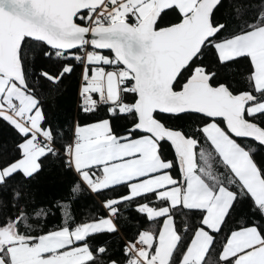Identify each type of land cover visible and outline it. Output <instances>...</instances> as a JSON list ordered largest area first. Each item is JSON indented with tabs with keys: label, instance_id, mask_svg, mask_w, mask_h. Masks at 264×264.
<instances>
[{
	"label": "snow or ice",
	"instance_id": "obj_1",
	"mask_svg": "<svg viewBox=\"0 0 264 264\" xmlns=\"http://www.w3.org/2000/svg\"><path fill=\"white\" fill-rule=\"evenodd\" d=\"M0 264H264V0H0Z\"/></svg>",
	"mask_w": 264,
	"mask_h": 264
},
{
	"label": "trees",
	"instance_id": "obj_2",
	"mask_svg": "<svg viewBox=\"0 0 264 264\" xmlns=\"http://www.w3.org/2000/svg\"><path fill=\"white\" fill-rule=\"evenodd\" d=\"M60 106L61 107H67V108H72L73 105L71 103H68L66 100L61 99L60 101ZM64 193H61L63 195ZM71 199V196L69 194V201ZM93 209L91 208V201L87 199H81L78 201V203L75 205V212L77 215H79L81 218H83L84 215L89 214ZM69 211H73V209L70 207ZM62 218V216H61ZM58 221L56 219L52 220V223H57Z\"/></svg>",
	"mask_w": 264,
	"mask_h": 264
}]
</instances>
